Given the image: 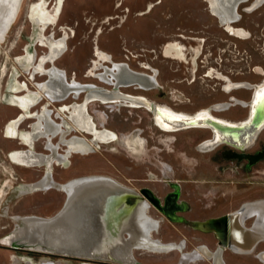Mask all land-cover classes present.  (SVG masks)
Masks as SVG:
<instances>
[{
    "label": "rangeland",
    "instance_id": "374dc122",
    "mask_svg": "<svg viewBox=\"0 0 264 264\" xmlns=\"http://www.w3.org/2000/svg\"><path fill=\"white\" fill-rule=\"evenodd\" d=\"M37 1H23L16 21L0 43L1 246L6 244L3 240L5 236L8 243L10 242L8 239L16 237L18 228L15 227L16 220H12L7 214L3 216L6 206H9L8 211L10 210L11 214L49 216L60 208L64 200V194L56 190V207L48 210L42 205L36 207L34 203L36 197L32 194L16 197L15 189L22 188L27 182L36 178L32 179L34 175L28 170L34 168L20 166L9 158L8 151L18 147L19 144L17 140L5 136L8 121L20 112L18 108L8 104L5 96L11 93L15 76L19 75L21 80L29 81L32 77L31 74H25L18 68L15 59L23 54L26 46L34 48L37 27L29 18V13L31 5ZM46 1L51 6L56 2V0ZM254 1L250 0L241 6L239 12L242 14V19L234 25L246 30L248 36L246 39L231 35L228 29L210 13L206 0H66L60 25L56 28L52 26L48 32L51 36H55V32L57 36H62V23L75 31L68 29L69 33L73 32L76 36L70 40V51L58 63L68 70L69 77L77 76L82 81L90 80L86 75L94 58L93 47L99 40L103 49L113 54L116 60L129 63L135 71L148 72L150 69L145 68L148 66L158 70L160 84L157 87L148 90L125 87L124 92L144 95L156 103L168 105L175 111L195 113L203 108H211L219 102H231V95L244 101L252 98L253 93L249 89H234L231 94L226 93L224 88L227 77L235 82L248 81L253 84L264 81V5L253 12H247L246 9ZM150 3L155 5L152 10H149ZM100 30L103 33L97 39ZM173 41L181 42L187 47L188 61H182L184 57L175 50L170 53L166 51L175 44ZM45 51H47L45 47L38 46L39 54ZM167 55L178 59L168 58ZM212 69L213 77L208 73ZM45 78V76L37 77L38 80ZM93 80L100 86H112L95 78ZM32 81L33 79L30 82ZM83 98L81 97L79 101ZM71 101L77 100L73 96L66 102ZM58 107L60 103L53 102L51 108ZM89 109H106L94 111L98 123L106 122L107 109H113L109 112L107 124L115 131L123 132L122 137L130 135L131 144L114 142L111 146L99 149L92 155L93 157L74 156L73 158L79 159L90 157V160H86L90 166L85 168L90 173L84 174L108 175L132 188L148 186L160 195L169 189L164 180H184L185 182H178L183 185V197L187 196V192L192 196L195 190L200 197V200H192L190 204L194 210L185 213L192 218L227 215L238 209L241 201L242 203L252 201L254 197L264 199V130L258 136L256 143L245 150L247 160L244 161L246 165L242 168V163L237 160L240 158L238 155L240 152L229 148L228 145H221L210 152H201L198 149V145L211 136V131L207 128H188L178 132L173 131L175 133H165L167 131L163 132L154 125L151 114L144 107H110L98 102L90 105ZM213 113L218 117L240 121L248 116L249 108L238 104L226 110H214ZM30 121L27 120L23 128H27ZM139 127L145 129L143 135ZM137 134L148 139V146L147 140L143 146L137 141ZM251 157H258V162H251ZM162 162L171 165L173 171L168 172L165 163L161 166ZM77 164L79 163H76L75 168L78 167ZM47 166L50 169L54 167L52 164ZM60 173L63 176L67 174L66 171ZM69 177H58V179L65 180ZM133 178H147V181H134ZM228 179L233 181L229 184V191L249 190V197L234 196V200L228 206ZM127 203L132 206L134 200L127 199ZM150 213L163 220L160 234L156 233V236L160 235L164 239L166 237L174 240L185 239L188 249H194L198 243L207 244L211 248L219 244L212 234L202 233L193 228L192 223L170 221L155 208L150 209ZM250 223L251 220H248V224ZM1 246L0 264H14L16 257L19 264L30 259L43 264L45 257L61 264H82L74 258L29 253ZM199 251L204 252L203 249ZM134 252L139 259L165 264L174 263L179 255L177 252L168 255L154 254L139 249ZM258 254H250L249 260L255 264H263L255 258ZM182 256L183 253L181 258ZM225 258L228 264L231 260L228 249ZM197 264H209V261Z\"/></svg>",
    "mask_w": 264,
    "mask_h": 264
},
{
    "label": "bare ground",
    "instance_id": "6f19581e",
    "mask_svg": "<svg viewBox=\"0 0 264 264\" xmlns=\"http://www.w3.org/2000/svg\"><path fill=\"white\" fill-rule=\"evenodd\" d=\"M23 1L24 0H0V43L5 39L13 23L16 21ZM65 1L66 0H56L55 4L51 6V4L46 0H38L31 5L29 18L37 27V36L33 45L34 48L31 49L29 46H26L23 50V54L16 57L15 61L18 68H20L23 73H29L32 75L29 79L30 81L33 79V81L30 82L29 80H21L19 75L15 76L14 84L11 86V93H9V96H5V98L8 99L9 105L20 110L14 118H11L8 121L5 127V136L11 140L20 141L25 145L29 144L30 146H33L30 149H13L9 153V158L16 164L26 168L43 167L48 164H52L55 167L69 166L70 163L72 164L73 157L76 155H80L82 157L92 156L99 149L111 146L114 142H123L125 145H130V135L122 137L121 134L111 128V126L106 122H99L101 126H98V122L95 117L90 114L89 108L90 105H95L99 101L91 102L88 105V109H85V104L83 103L84 98L82 101L79 100H81L80 98L84 97L88 91L93 93L96 89L106 88L109 91L103 95V98H119L116 99L115 102L104 103L107 104V106H130L134 108H143L139 106L135 107L127 102H122L121 98L129 97L122 94L120 91H124L123 88L125 87H135L136 89L148 90L155 88L160 84L159 74L156 68L148 66L145 67L146 69H150L148 72L135 71L129 63L116 60L113 54L103 49L99 40H97L95 46L93 47L94 58L90 63V71H88L86 75V77L90 80L82 81L79 80L77 76L69 77L68 70L60 66L58 63L62 61V59L70 51V40L72 37L75 38L76 34L73 35V32L75 31L69 28V26H64L62 23V36H57L56 32L55 36H51L48 32L52 26L56 28L60 25ZM206 1L208 3L210 13L219 20L221 25L228 29V32L231 35L243 39L248 38L246 30L234 25L242 19V14L239 12V9L243 4L249 2L250 0ZM263 5L264 0H255L254 3L246 9V11L249 13L253 12L255 9ZM154 6V3H150L149 10H152ZM68 29L73 32L69 33ZM102 33V30L98 32L97 39L100 38ZM39 43L41 44L39 45ZM174 43L175 44L168 47L166 51L170 53V51L175 50L177 54H181L184 57L182 61H188L187 47L178 41H175ZM38 46L45 47L47 51L39 54ZM170 55H167L166 57L178 59L176 57H171ZM213 71L214 70L212 69L208 72L209 76H214ZM38 76H45L46 78L38 80ZM93 78L103 82L104 84L112 86H100L95 82V80H93ZM31 84H33L32 87L30 86ZM234 89L252 90V98L249 101H244L234 95H231V102H219L214 104L211 108H203L195 113L175 111L168 105H162L150 99L153 102V105L156 104L159 109L146 110L152 112L155 125L161 130L167 132L183 130L177 128L179 125L177 124V121L186 119L189 120L192 118L194 119L195 116L198 118L211 117L215 121L228 123L230 125H238L246 122L251 109L256 110V106H253L255 102L258 101V104H261L264 101V81L258 84H253L248 81L235 82L231 78L227 77L224 91L231 94ZM84 92L85 94H83ZM134 95L136 96H134V98L132 97L131 102L135 105H139L141 101L146 99V96L143 97L144 95ZM73 96L77 101L66 102L69 98H73ZM254 97L256 99L252 102ZM53 102L60 103V107H58V110L55 111L57 118H59L58 120L51 115ZM147 102L149 103L150 101ZM238 104H242L249 108L248 116L243 120L234 121L215 116L213 113L214 110H226L231 106ZM41 105L43 106L41 107ZM37 107L39 108L37 109ZM93 110L95 112L98 111L97 109ZM27 120H31L29 127L23 128V124L26 123ZM194 123L196 125H193L190 128H208L212 130V137L199 145L200 150L211 151L215 147L226 143L225 141L227 137H224L220 131L211 124V122L204 120ZM185 127L184 129H188ZM213 129L216 132L215 137L213 136ZM263 130L264 127L260 133H262ZM54 137L59 139V141H54ZM136 137L137 141L142 146L145 145L146 139L144 137L139 134H137ZM42 140L45 141L44 144L48 146L50 145L47 153H40L34 149L36 141ZM165 165L169 169L168 172L173 171L171 165L166 163ZM50 188L59 190V192L65 195L62 205L52 215L42 216L37 214H11L10 210L8 211V209H10L9 206L4 208L3 216H6L7 214L12 220H16L15 223L17 222L16 226H18V228L16 236L22 234V232L26 231L30 226L39 224L40 220L51 219L63 208L68 207V205L71 206V209H69L71 212L79 210L80 213H83L85 209H87L84 206L87 196L96 195L103 189L113 190L115 188H124V190L130 191L126 184L104 174L76 175L66 180L51 179L50 176L47 175L42 179H36L31 182L29 181L22 188H19L18 190L15 189L14 191H16V197L20 198L34 194L37 191H48ZM149 205L150 203L148 200H138V203L134 205L130 215L127 216L128 219L126 220V223L130 228L128 227V233L125 234V237L127 238L129 247L125 248L124 252L121 249L118 251V255L122 260H125L129 264L133 263V258L139 260L134 252L137 249L151 253H167L172 250L181 251L183 256L180 259L181 261L179 264H195L200 259H211L213 257V252H187L183 251V243L179 244L175 242L166 244L156 239L157 237L154 238L153 234L158 231L159 223L156 219H153L150 216V213L148 214L147 209ZM75 217V214H72V216L68 218L70 221L69 223H77L78 218L76 219ZM262 232H264V229ZM247 239H249V241L250 239L253 240V238ZM255 239L252 243H250V245H248L249 247L246 246L249 251L252 247H254L253 245L255 243ZM8 240L11 241L10 239ZM235 244L236 243L233 241H230L229 245L234 249L239 250L235 247ZM214 256V264H219L217 256ZM261 259L264 260V255L261 256ZM14 264H19L17 257ZM20 264L40 263L25 260L24 263ZM43 264L61 263L54 261L52 258L45 257ZM83 264L106 263L86 261Z\"/></svg>",
    "mask_w": 264,
    "mask_h": 264
},
{
    "label": "water",
    "instance_id": "95a60500",
    "mask_svg": "<svg viewBox=\"0 0 264 264\" xmlns=\"http://www.w3.org/2000/svg\"><path fill=\"white\" fill-rule=\"evenodd\" d=\"M109 91L106 88L96 89L92 92H86L83 103L85 109L93 101L101 103H112L119 98H103V95ZM129 98H121L122 102H127L135 107H144L146 109H159L157 105L148 98L141 101L139 105L131 102L134 94L120 91ZM92 93V94H91ZM102 95V96H101ZM255 97L252 102L255 101ZM147 101H150L149 103ZM260 101V100H259ZM256 110L251 109L246 122L238 125H230L228 123L215 121L211 117L188 119L177 121L178 129L190 128L196 125L194 122L208 121L227 137L226 143L238 149H245L251 146L257 140L260 131L264 127V101L258 104V101L253 104ZM189 122V123H187ZM214 130V129H213ZM213 136H216L214 130ZM142 193L148 197L154 205L163 213L170 216L173 215V210L163 207L160 199L154 195L152 190L145 188ZM130 192L121 188L103 189L96 195L87 196L84 206L87 208L80 213L79 210L71 212V206L63 208L51 219L40 220L39 224L30 226L22 234L11 239L7 244L9 249L38 252L46 255H57L62 257L74 258L83 261H97L106 264H129L122 260L118 251L124 252L125 248L129 247V243L125 234L130 228L126 220L130 215L134 206L127 203V198ZM246 206V205H245ZM75 214L78 222L73 224L68 220L69 217ZM231 216L222 217L221 222L227 225V219L230 221ZM211 220H209L210 222ZM199 223L198 221L196 222ZM73 224V225H72ZM129 227V228H128ZM225 234L227 229L225 227ZM218 235L219 244L223 247L230 246L226 240V236ZM1 246V245H0ZM5 247V246H1ZM7 248V247H6ZM124 248V249H123ZM132 264H144L143 262L132 259Z\"/></svg>",
    "mask_w": 264,
    "mask_h": 264
},
{
    "label": "flooded vegetation",
    "instance_id": "af4514ba",
    "mask_svg": "<svg viewBox=\"0 0 264 264\" xmlns=\"http://www.w3.org/2000/svg\"><path fill=\"white\" fill-rule=\"evenodd\" d=\"M57 110L58 109H51V112H52L51 115H53L55 117V119L58 120L59 118H57V114L55 112ZM97 110L104 111L106 109H97ZM112 110L107 109L108 117L106 119V123H108V120H109V117H110L109 112L112 111ZM89 112H90V114L92 116L96 117L95 116L96 113L94 112L93 109H89ZM148 112L151 114V118H152V121H153L152 112H150V111H148ZM153 123H154V121H153ZM27 125H28L27 127H29V123ZM154 125H155V123H154ZM98 126H101V124L98 123ZM136 127H138V126H136ZM136 127H134V128H136ZM140 129H141V134L143 135V131L145 129H142V128H140ZM209 130L211 131V136L209 138H211L212 137V130L211 129H209ZM118 133L121 134L123 132H118ZM165 133H170V132H165ZM172 133H175V132H172ZM209 138L204 139L202 142H204L205 140H207ZM146 140H147V146H148V139L146 138ZM54 141H57L56 137H54ZM172 141L173 140H171V142ZM256 141H255V143H256ZM44 142H45L44 140L36 141V144L34 145V149L37 150L40 153H47L49 151V146L50 145L48 146V145L44 144ZM17 143L19 144V146L16 147L18 149H24V148H29L30 149V148L33 147V146H30L29 144L25 145V144H23L20 141H17ZM254 144H252V145H254ZM199 145H198V149H199ZM222 145H228L229 148H232V149H234L236 151H239L240 153L238 155H240V158L237 159V160H238V162L240 164L242 163L241 164L242 168L245 167L246 164L244 163V161L247 160V158H246L247 154L245 153V150L247 148L251 147L252 145L246 147L245 149H238L237 147H233V146H231L230 144H227V143H224ZM219 146H221V145H219ZM219 146L215 147L213 150H215ZM16 148H13V149H16ZM13 149H11V150H13ZM11 150H9L8 152H10ZM122 150H124L123 147H122ZM200 151L201 152H210V151H202V150H200ZM91 157H93V156H91ZM86 160L87 161L90 160V157L82 158V159L81 158L80 159L79 158H73L72 164L70 163L69 166H59V167H57V166L55 167L54 166V167H52V169H50L48 166L47 167L43 166V167H36L34 169H28V170L32 171V174L34 175V176H32V179H35V178L36 179H42L45 176L49 175L51 179L60 180V179H58V177L65 178V177H69V176H73V175H77V174L90 173L88 171V169H85L87 167L89 168V166H90L89 164H87L88 162ZM258 160H259L258 157H251L250 158L251 162H258ZM76 163H79V164H77L78 165L77 168H75ZM163 163H165V162H162L161 166L164 165ZM24 169H26V168H24ZM84 169L87 170V171H85ZM60 171H66L67 174H65L63 176L60 173ZM161 172L163 173L162 170H161ZM150 174H152V173L150 172ZM19 180L26 181L24 179H19ZM129 180H131V179H129ZM133 180L134 181L135 180L136 181H147V178H145V179L133 178ZM164 181L166 182L165 183L166 187H169V189L166 190L164 192V194H162V195H160L156 190H154L153 188H150L148 186H142V187H139V188H132V187L130 188V186L127 185L129 187V190H130L129 191L130 195H129V197L127 199L128 200L129 199H133L134 200V204L132 206L136 205L138 203V200H141V199L148 200L149 203H150V205H149V207L147 209L148 214L150 213V209H152V208H155V209L158 210V208L154 205V203L142 193L143 189L148 188V189L152 190L154 195H156L160 199V202H161L163 207H166V208H168L170 210H173V215L172 216L160 211L166 217V219H168L170 221H174V222L184 223V224H187V223L191 224L192 223L191 225H193V228L201 231L202 233L212 234L213 237L218 240V242H219V239H218V235H216V232H218L220 236H224V234H225L224 230H225V227H226L227 233L225 234V236H226V240L228 241V244H230V241H233L234 243H236L235 247L238 248L239 250H236V249H234L231 246H228V247L225 248V247H223L220 244H218V245L214 246L213 248H211L209 245L204 244V243H198L195 246L194 249H188L187 240H185V239H179V240L169 239V240H165L164 238H162V236H160V235L156 236L155 235L156 233L160 234V231L162 229L161 227H162L163 220H160L159 217L157 218V217L152 216L151 213H150V216L153 219H156L158 221V223H159L158 231H156L153 234L154 238L157 237L156 239H158L161 242L166 243V244L175 243V242L179 243V244L183 243V245H184L183 251L195 252V251H199V249H203V251H206V252L208 251V253L213 252L214 255L217 256V261H218L219 264H227V261H226V258H225L226 249H232L233 251L243 252V253L251 252L254 247H252L250 249V251H249L248 250V247H249L248 245H250V243L253 242L255 237L257 236L255 241H254L255 243H254L253 246H255L258 241L264 239V232H262L263 229H264V217H262V216H264V199L255 198L252 201H245L244 203H242V201H241L239 208L229 212L227 215H221V216H216V217L215 216H213V217L205 216V217H202V218L201 217L192 218V217H189V216L185 215V213H187L188 211H193L194 210L193 208L190 207V204H191L192 200H200V197L197 196L198 192L195 190L193 192L192 196H191L190 192H187L186 193V195H187L186 197H188V198H186V197H183V193H182L183 185L178 183V182H185L184 180H179V181L175 180L174 181V180H168L167 179V180H164ZM232 183H233V181L231 179H228V191L230 190L229 184H232ZM237 183H240V182H237ZM56 192L57 191L55 189L50 188L48 191H37L34 194H32V195H34V197H36L34 199L35 200L34 203L37 205L36 207H40L42 205L45 209H48V210L54 209L53 207H56L55 206L56 205V195H55ZM234 196L235 195H234L233 191H229L228 192V206L231 205L232 201L234 200ZM64 197H65V195H64ZM198 212H200L199 209H198ZM224 216L228 217V218H229V216L232 217L230 221L227 219V225H225L223 222H221V219ZM209 220H211V221L209 222ZM248 220H251L250 224H248ZM197 221L199 222L198 224L196 223ZM15 227H16V224H15ZM6 237L7 236H5V238H3V240L6 242V244H3V245L8 247L7 244H9V243L6 241ZM247 238H253V240L250 239V241H249V239H247ZM240 244H241V246H240ZM242 246H244V247H242ZM246 246H248V247H246ZM220 249H221V251H220ZM27 252H29V253H38V252H31V251H27ZM174 252H177L179 255H178V259L172 264H178L180 259H181V253H182L181 251L175 250V251H170V252H167V253H154V254H167L168 255V254H171V253H174ZM214 255H213V257L211 259H207V258L200 259L197 263H200V262H203V261H209V264H214V261H215V256ZM263 255H264V252H261L258 255H256L255 258L258 259L261 263L264 264V260L261 259V256H263ZM53 256H57V255H53ZM23 259H26V258H23ZM139 260L141 261V259H139ZM31 261H33V260H31ZM79 261L82 264L86 262V261H83V260H79ZM197 263H195V264H197Z\"/></svg>",
    "mask_w": 264,
    "mask_h": 264
},
{
    "label": "crops",
    "instance_id": "0c3cea01",
    "mask_svg": "<svg viewBox=\"0 0 264 264\" xmlns=\"http://www.w3.org/2000/svg\"><path fill=\"white\" fill-rule=\"evenodd\" d=\"M235 197H239V196H247V198L249 197V190H245L242 192V189L240 190H234L233 191ZM258 196V195H256ZM253 198V197H252ZM256 198V197H254ZM170 238L166 237L165 240H169ZM264 252V239L258 241L256 243V245L254 246V248L252 249L251 252H237V251H233L232 249H228V254L230 257V261L228 262V264H255L254 262H251L249 260V255L253 254V253H261ZM141 261L144 264H165V263H156L153 262L152 260H148V259H141Z\"/></svg>",
    "mask_w": 264,
    "mask_h": 264
}]
</instances>
